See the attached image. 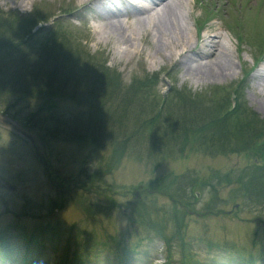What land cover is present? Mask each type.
Wrapping results in <instances>:
<instances>
[{"label":"rangeland","instance_id":"374dc122","mask_svg":"<svg viewBox=\"0 0 264 264\" xmlns=\"http://www.w3.org/2000/svg\"><path fill=\"white\" fill-rule=\"evenodd\" d=\"M200 1L199 4L198 0H178L180 4L177 5V9L174 8L176 13L178 12L181 25L189 33L187 48L182 49L177 45L178 43L169 45L167 43L161 48L154 42L155 39L150 33H154V28L151 29L152 23L157 26L158 17L154 15L153 11L149 13L134 9L129 12V16H126L125 11L122 12V15L115 10L112 11L116 14L111 11H104L101 8L102 5L97 1L84 4L83 0H0V12L3 14L14 12L20 16H29L39 8L45 15H55L53 17L57 20H51L50 23L44 25L47 27L44 32L33 37L20 35L21 37L14 36L13 38V35L5 36L14 43H19L22 40L26 44L24 46L18 45V47L10 46L11 49H14L13 52H10L11 49L7 52L5 51L6 48H2L3 51L0 52V90L6 92L3 90L5 87L10 86L11 88V83L15 84L19 81L16 77L18 71L25 70V76H27V69L30 71L39 61L44 62L43 56L49 52L46 47L50 45V35L53 31H57L63 34L68 46L69 44L73 48L76 46L84 50L88 56L97 58L99 56L101 62L105 61V66L119 75L123 88L129 86L133 78L141 79L144 76L159 74L155 90L148 94V98L155 109L159 107L162 99L166 102L171 99L172 88L179 90L185 88L192 93H201L210 89L218 94L233 93L243 78L244 72L252 69V63L259 55V47H264V0ZM108 3L111 2L103 1L104 5ZM82 6L90 13L82 9ZM142 6L145 4L142 3ZM72 9L73 12L70 14H64ZM99 14L105 15L110 18V21L116 23L122 18H128V21H122L119 25L126 27L123 31L127 35L131 32L135 34L134 47L130 42L124 43L118 39L119 37L115 38L117 33L113 29L108 28L114 36L103 35L107 21ZM214 16L217 18L213 19ZM244 16L245 18H242ZM81 17L83 18L81 19ZM5 21L7 19L2 16V20L0 19L1 35L4 34ZM196 24L202 26L201 34L197 30ZM239 32L245 36L242 46L239 45L235 36ZM207 33L209 35H221L220 41L230 50L234 67L229 68L232 73H229L225 78H205L206 80L197 82L192 79L191 75L186 74V67L181 62L183 59L181 54L184 50L189 51L191 48L196 49L197 47L199 49L203 45L201 39L204 35H208ZM198 35L200 36L199 39L197 38ZM254 37L256 41L250 42ZM61 41H64L63 38ZM45 43L47 44L46 47ZM162 49L164 56L161 53ZM129 50L132 52L129 53ZM6 52L8 54L10 52L11 56H6ZM3 54L6 56L5 58H2ZM193 54L189 53V55L196 57ZM11 57L15 58L14 60L18 63L14 62ZM86 60V56L81 57L79 61L75 60L77 63L75 67L79 74H82L84 67V74H87L89 65L85 64ZM19 61L20 64L22 62L24 65L21 68L20 66L17 67ZM4 63H7L8 66H4ZM46 64H50V59L46 61ZM252 70L244 79L242 88H239L242 91V100L248 113H253L259 120L264 121V70L260 68L258 73H255L256 69ZM86 76L89 77V75ZM199 78L198 76L197 79ZM125 92L127 96L132 95L131 90ZM16 101L17 96L15 94H10L7 97L0 96V118L10 122L14 127L0 123V178L8 183V186L14 188L11 190L9 187L0 184V229L14 230L18 233L24 230L31 232L37 228L42 231L43 235L39 236L41 247L35 249L36 253L33 256L39 264H55L61 257L67 242L77 249L85 237L83 232H92L96 240L101 243V247L97 250L90 249L87 252L84 260L86 263L84 264H163L161 257L164 255L165 246L162 242L156 240L155 236L151 234L149 240L145 234H141V230L138 228L140 226L131 224L128 217L122 214L125 212L123 210L126 209L129 215L133 208L129 205L132 200L131 196L125 193L137 185L143 186L151 180L160 179L171 173L179 176L187 169H199V165L202 170L199 175L205 174L209 167L224 172L230 167L237 169L246 165V160L242 161L236 156L219 157L211 161L215 162L214 165L205 160H202L203 163L201 164L195 163L194 158L178 162L173 161L171 159L173 156H168L166 149L160 147L150 150L148 144L151 142L148 141L147 137L151 133V127L156 126L152 123L151 127L138 129L140 131L134 134L132 140L125 147L120 163L113 169L114 166L110 163L111 155H113V144H110L108 136L110 132L107 135L103 128L101 137L105 140L100 142L103 148L97 147L89 138H83L82 142H72L68 140L64 132L55 138H50V147L44 145L45 147L41 148L38 137L40 135L48 137L49 135L39 129L34 131L35 134L25 127L26 123L24 122L32 113L37 111L42 103V98L18 100L15 107L12 108L11 105ZM53 101L55 107H52L50 111L43 112L47 118H51L47 112L54 116L51 118L53 120L46 123L47 129L44 130L54 129L57 125V119H55L57 117L59 120H68L79 111H84V114L88 111L85 106L75 107L69 99L65 101L54 98ZM9 104L10 110L6 108ZM163 120L168 125L169 120L165 118ZM69 127L71 128V124ZM92 128L89 124L86 128L89 132L86 134L92 133ZM133 132L135 129L132 128V130L127 131V134ZM158 134L159 132L156 131V135ZM45 162L47 167L43 165ZM205 163H207L208 168L205 167ZM105 169L111 170V172L108 174L99 173L100 170ZM97 175H100L98 179H91V176L96 178ZM90 184H93V187ZM97 187L111 188L119 193L113 196L107 192L101 194L102 191L96 189ZM229 189L222 190L220 188L219 197L222 200L228 199ZM192 192L199 195L195 203V209L199 210L201 204L208 200L209 195L202 192L198 187H194ZM143 196L146 197L144 199L145 205L156 210L153 215L154 219L156 215L161 216V208L168 209L170 207V202L165 197L159 195L147 197L148 194ZM109 197L113 199L114 203H117L116 208H111V204L107 200ZM60 201L63 203L61 209L58 207ZM228 203L229 207L228 205L225 206L227 207L226 210L233 207L230 200ZM237 207L238 205L234 206V208ZM230 211L232 214L233 211ZM230 214L227 217L209 216V218L203 219L191 213L188 218L189 229L186 232V241L194 244L199 236L207 235L209 238L201 239L219 242L225 239L238 248L247 247L256 253L259 242L261 246L264 245V209L245 210L244 213L240 214L245 223L237 219L234 212L232 216ZM126 229L132 230L129 243L135 248L133 253L122 258L121 254H113L105 246V242H109V236L125 237L121 232ZM81 230L83 231L81 232ZM10 237V242L19 246H23L26 242L22 237L15 239ZM139 239L142 241L137 243ZM254 240L258 241L256 242L257 245ZM253 243L255 245H252ZM99 249L100 251L97 253ZM135 253H137L136 256H134ZM256 254H254L255 257ZM194 255V260L201 264L213 262L215 264H237L240 262L230 253L219 252L214 249L208 252L203 246L195 247ZM119 257L123 260H119ZM257 261L261 262V260ZM0 264L30 263L24 261L21 255H15L12 261ZM170 264H180L177 247L172 254Z\"/></svg>","mask_w":264,"mask_h":264},{"label":"trees","instance_id":"16d2710c","mask_svg":"<svg viewBox=\"0 0 264 264\" xmlns=\"http://www.w3.org/2000/svg\"><path fill=\"white\" fill-rule=\"evenodd\" d=\"M2 16L7 21H5L6 26L3 29L4 34H0V52L3 51L2 48H6L5 51L8 52L11 49L10 46L18 47V45L26 44L22 40L19 43H14L5 37L6 35H13V38L20 35L33 37L44 32L47 28L44 25L50 23L51 20L57 21L53 17L55 15H45L39 8L29 16H20L14 12L5 14L0 12L1 20ZM62 38L64 41H61ZM49 40L50 45L47 46L45 43L49 52L43 56L44 62L39 61L30 71L27 69V76H25V70L18 71L16 77L19 81L15 84L11 83V88L10 86L5 87L3 90L6 92L0 90V96L7 97L10 94L17 96V101L11 105L12 108L15 107L18 100L42 98V103L37 111L24 122L27 129L33 132L38 129L43 130L49 135L48 137L42 135L38 137L41 148L45 147L44 145L50 147V138L57 137L61 132H64L68 140L72 142H82L89 138L97 147H102L100 142L105 140L101 137L104 128L107 135L110 132L108 136L110 144H113L110 163L115 169L134 134L139 132L142 127H151V124L154 123L156 126L151 127V133L147 137L151 142L148 144L150 150L160 147L166 149L167 155L173 156L171 157L173 161L194 158L195 163L201 164L202 160L210 163L219 157L228 158L231 156H236L242 161L246 160L245 166L237 169L230 167L224 172L213 167L208 168L207 162L205 167L208 168V171L205 174L199 175L202 171L199 165V169H187L179 176L171 173L160 179L151 180L143 186L137 185L125 193L132 199L129 204L133 206L131 213L128 215V210L124 209L126 213L122 214L128 217L131 224L140 226L141 228H138L141 230V234H145L149 240L151 234L155 236L156 240L163 243L165 246L163 264H170L176 247L180 256V264H200L194 260V248L200 246H203L208 252L214 249L230 253L240 261L237 264H264V245L261 246L260 242L256 254L247 247L238 248L225 239L221 242L202 240L201 238H209L204 235L199 236L193 244L187 242L185 238L189 229L188 218L191 213L206 219L209 216L227 217L232 210L236 214V218L245 223V220L240 217V214L245 210L264 209V121L259 120L253 113H248L239 86L237 85L233 93L221 94L212 91V89L201 93H192L185 88L180 90L172 88L171 99L168 102L162 99L159 107L156 108L158 110H156L151 104L148 94L155 90L159 74L144 76L141 79L133 78L129 86L123 88L119 75L109 70L105 66L106 62H101L99 56L98 58L88 56L84 50L76 46L73 48L70 46L71 44L69 47L63 34L57 31L51 33ZM13 50L11 49L10 52ZM7 52L6 56H11L10 52L9 54ZM6 56L3 54L2 58ZM83 56L87 58L85 64L89 65L87 74H84V66H82L84 67L82 74H79L75 67L77 65L75 60L79 61ZM11 58L18 63L14 60L15 58ZM48 59H50V64L47 65ZM3 65L8 66L7 63ZM19 66L21 68L24 65L19 61L17 67ZM122 90L124 91L121 92ZM128 90L132 91L131 96H127L125 91ZM54 98L65 101L69 99L75 107L85 106L88 111H85V114L84 111H79L68 120H59L57 117L55 118L57 119L56 127L52 130H44L47 129L46 123L53 120L51 118L54 116L47 112L51 117L47 118L43 112L50 111L52 107H55ZM150 105L151 107H149ZM11 106L9 104L6 108L10 110ZM154 110L156 111L154 112ZM164 118L169 120L168 125L165 124ZM131 120L134 124L131 123ZM68 122H70L71 128ZM21 124L24 125L22 122ZM86 124L87 126L90 124V128L93 127L92 133L86 134L89 132L86 130ZM132 128L135 129V132L128 135L127 131ZM156 131L159 132L158 135H156ZM214 163L211 162V165ZM43 165L47 167L46 162ZM100 172L108 174L111 170L105 169ZM100 175H97L96 178L91 176V179H98ZM90 185L93 187V184ZM194 187H198L209 195L208 200L201 204L199 210L195 209L198 198L195 193H191ZM220 188L222 190L230 188L227 200H222L219 197ZM96 189H100L101 194L107 192L112 196L119 193L111 188L97 187ZM145 194H148L147 197L159 195L167 198L170 207L168 209L161 208V216L156 215L154 219L153 215L156 210L145 205L146 197L143 196ZM107 200L110 202L111 208L118 206L111 197ZM229 200L233 207L226 210L225 206L229 207ZM235 205L238 207L234 208ZM58 207L60 209L63 207L61 201ZM233 212L230 216L233 215ZM131 231L127 229L123 232L120 231L125 235L123 238L117 235L109 236L110 240L105 242V246L113 254H121L122 258L123 256L127 257L134 252L135 248L129 243ZM83 234L85 237L77 249L75 246H70L69 242L66 243L61 257L55 264H84L87 252L90 249L97 250L101 247V243L96 240L92 232H83ZM41 235L43 233L38 228L31 232L24 230L19 233L14 230L0 229V263L12 261L15 255H21L24 261L30 264H39L33 256L36 253L35 246L38 249L41 247L39 238ZM10 236L14 237L13 239L22 237L26 239V242L23 246L13 244L10 242ZM140 241L142 240L139 239L137 243ZM256 242L258 241L254 240L255 244ZM254 243L252 245H255ZM99 251L100 249L97 253ZM122 258L119 257V260H123ZM257 260H261V262Z\"/></svg>","mask_w":264,"mask_h":264},{"label":"bare ground","instance_id":"6f19581e","mask_svg":"<svg viewBox=\"0 0 264 264\" xmlns=\"http://www.w3.org/2000/svg\"><path fill=\"white\" fill-rule=\"evenodd\" d=\"M83 1L84 4H91L97 1L100 5H102L101 8H103L104 11L106 12L111 11L113 14H116L114 11H112L115 10L119 12L121 15L122 12L125 11L124 14L126 16H129V12H131V10L134 9L138 11L144 10L149 13L153 11L155 13L154 15L158 17L157 26H155V24L152 23V28L150 27L151 29L154 28V33L152 32L150 33V35L155 39L154 42L157 43V45H159V47L161 48L164 45H167V43L168 45L178 43L177 45L182 47V49L187 48L186 43L189 39V33H187L188 31L186 32L185 30L186 28L184 29L183 26L181 25L180 17L177 14L178 12L176 13L175 10L177 9V5L180 4L178 0H83ZM103 1H110L111 3L104 5ZM142 3L145 4V6H142ZM147 4L150 5L147 6ZM99 15H101L102 18L105 21H107L105 24L106 26L105 28L107 30L105 29V33L103 35L110 34L111 36H114L110 32V29H113L117 33V35H115V38L119 37L118 39H120V41H123L124 43L130 42L132 46L134 45L133 40H135L136 36L133 32L127 35L123 31L124 29H126V27L119 25V23L121 22L117 21L118 23L117 24L115 21H110V18L106 17L105 15L103 14H99ZM221 39L222 37L220 34L204 35V37L201 39L203 45L199 49H197L196 47V49L191 48L189 51L184 50L182 52L181 56L183 57V59L181 62L184 63V66L186 67V74L188 76L191 75L193 80L199 82L200 80H206L205 78H210V79L225 78L229 73H232V71L229 70V68L233 66V62L231 59L232 55L229 52L230 50L226 48L227 46L223 45V43L220 41ZM131 52L132 51L129 50V53ZM161 53L164 56L163 49ZM189 53H194L193 55H195L196 57L189 55ZM261 70H264V64H262ZM198 76L200 77L199 79H197Z\"/></svg>","mask_w":264,"mask_h":264},{"label":"water","instance_id":"95a60500","mask_svg":"<svg viewBox=\"0 0 264 264\" xmlns=\"http://www.w3.org/2000/svg\"><path fill=\"white\" fill-rule=\"evenodd\" d=\"M0 182H1V180H0Z\"/></svg>","mask_w":264,"mask_h":264}]
</instances>
